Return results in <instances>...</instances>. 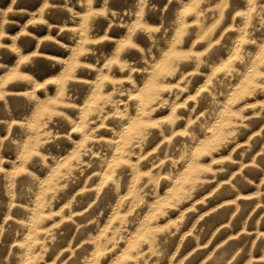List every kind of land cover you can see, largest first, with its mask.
Returning <instances> with one entry per match:
<instances>
[{
    "label": "rangeland",
    "instance_id": "rangeland-1",
    "mask_svg": "<svg viewBox=\"0 0 264 264\" xmlns=\"http://www.w3.org/2000/svg\"><path fill=\"white\" fill-rule=\"evenodd\" d=\"M0 264H264V0H0Z\"/></svg>",
    "mask_w": 264,
    "mask_h": 264
}]
</instances>
